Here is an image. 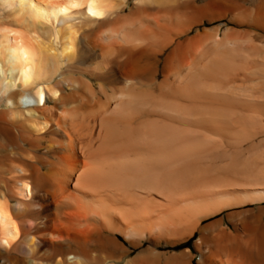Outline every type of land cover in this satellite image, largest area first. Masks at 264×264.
Listing matches in <instances>:
<instances>
[{
  "label": "bare ground",
  "instance_id": "1",
  "mask_svg": "<svg viewBox=\"0 0 264 264\" xmlns=\"http://www.w3.org/2000/svg\"><path fill=\"white\" fill-rule=\"evenodd\" d=\"M0 264H264V0H0Z\"/></svg>",
  "mask_w": 264,
  "mask_h": 264
},
{
  "label": "rangeland",
  "instance_id": "2",
  "mask_svg": "<svg viewBox=\"0 0 264 264\" xmlns=\"http://www.w3.org/2000/svg\"><path fill=\"white\" fill-rule=\"evenodd\" d=\"M32 97H34V96H32ZM34 98H35V97H34ZM37 99H38V94L36 95V99H35V100H37ZM35 100H34V101H35ZM191 244H192V241L189 242V245H191Z\"/></svg>",
  "mask_w": 264,
  "mask_h": 264
}]
</instances>
